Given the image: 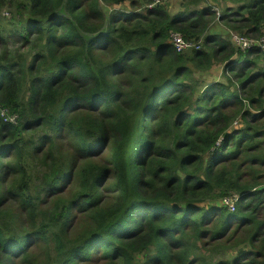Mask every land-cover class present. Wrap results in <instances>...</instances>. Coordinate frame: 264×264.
I'll return each mask as SVG.
<instances>
[{
  "label": "trees",
  "instance_id": "obj_1",
  "mask_svg": "<svg viewBox=\"0 0 264 264\" xmlns=\"http://www.w3.org/2000/svg\"><path fill=\"white\" fill-rule=\"evenodd\" d=\"M169 1L0 0V264H37L33 236L55 238L56 264H264V50L209 36V0ZM224 1L239 5L220 21L264 35V0ZM172 33L203 47L178 52ZM65 134L67 166L47 147ZM15 197L35 223L45 206L32 231L11 228Z\"/></svg>",
  "mask_w": 264,
  "mask_h": 264
},
{
  "label": "rangeland",
  "instance_id": "obj_2",
  "mask_svg": "<svg viewBox=\"0 0 264 264\" xmlns=\"http://www.w3.org/2000/svg\"><path fill=\"white\" fill-rule=\"evenodd\" d=\"M184 0H170L169 3H167L170 6V9L175 12V11H182L184 8L182 7ZM210 3H212L215 7L216 10V20H214L211 23L210 26V31L208 33L209 36H217L220 38H223L224 41L230 42L233 47L234 44L231 41V36L232 33H236L234 32L232 29L229 28V26L220 21L218 18L221 17V15L224 14V11L227 7H231L233 10L237 9V6L239 5V3L233 4V3H229L226 2L224 0H218L216 2H214L213 0H209ZM127 8L126 10H131L130 6H129V2L126 4ZM204 6V5H203ZM198 8H202V7H198ZM8 10L7 7L4 8V11ZM4 15H8V13H5ZM9 47L12 51V54L14 55H20L23 57H27L29 55V53H31V55L35 52V49L32 50L33 47H22L20 48L19 46H16L14 44H12V41H9ZM1 50H3V47L1 46ZM40 50V49H39ZM38 50V51H39ZM226 66L225 63H220V65L216 66L212 71H210L207 75V80L209 81H218V80H222V69H224ZM256 72H260L261 70H264V67H261L259 69H255ZM123 83L125 84V86L128 89H131L130 87V83L128 79H124ZM28 94L26 95L27 98ZM257 113V111L253 110L252 112ZM242 126L241 120H237L233 126L232 129H237L240 128ZM29 134V133H28ZM27 135V134H25ZM60 142H53L48 143L47 147L52 149V153L54 155V157L57 159V161L59 163H62V165L67 166L71 163V160L74 156L75 150L77 148V141L72 138L71 136H68L67 134H65V136L63 138L59 139ZM36 141H38V136L36 138ZM111 154V151L108 149L105 151L104 154V161L105 159L109 158ZM7 159H4V162H8L11 159V156L6 157ZM90 161L87 160H82L79 164V168L85 167ZM35 171L36 173L35 175V179L40 175L43 174V172H45L44 170H42L41 164L36 161L35 163ZM263 171L262 168H259V171ZM21 180L20 176H17L14 182V186H18L19 182ZM109 183H111V181H109ZM36 185L32 184V187H34ZM66 186H69V184L67 183ZM74 186V184H73ZM75 187V186H74ZM34 195H36V191L33 190L32 192ZM16 200L11 201L10 203H8L5 206V209H7L8 211L12 212L13 215V219L17 221V224H12L11 228L13 229V231L16 234H20L21 232H23L24 230L27 231H32L35 227H38L40 224V220L42 217H45L44 214H46V208L45 206L43 207V212L44 214L41 217V212H40V206L37 209V221L36 223L33 222L29 216V212L25 211V209H22L20 206V197H15ZM219 201H214L212 203H210V205H214V206H219ZM260 219H264V214L262 216L259 217ZM23 225V227L21 226L20 228L18 226H20V224ZM85 230V228L83 227L82 229H80L79 231L75 230V226L73 227V229L69 232V234L67 235V240H68V247L74 242L73 239L75 240L77 237H79L78 235L83 232ZM237 238H243L244 237V227L243 225L238 229L237 231V235H235ZM54 241L55 238L53 236H49V237H38V236H33V248L30 252L31 256L34 258V260L36 261L37 264H56L58 261H56L58 259V254L55 251V247H54ZM154 248H152V251ZM234 256V254L229 255V257ZM143 260H145L143 258V256L141 255L139 258H137V264H142ZM18 263H20V260H17ZM82 264H86L85 262H83ZM88 264H111L110 261L108 260H103V261H98L96 259H94V261L88 263Z\"/></svg>",
  "mask_w": 264,
  "mask_h": 264
},
{
  "label": "built area",
  "instance_id": "obj_3",
  "mask_svg": "<svg viewBox=\"0 0 264 264\" xmlns=\"http://www.w3.org/2000/svg\"><path fill=\"white\" fill-rule=\"evenodd\" d=\"M165 1L166 0H154V4L157 5ZM232 39L235 45L242 50H246L252 47H258V48L264 49V36L259 39H253V38L245 37L243 35L232 33ZM171 40L178 52H183L184 50H187V49H200L201 48V42L199 43L186 42L183 36L179 33H172ZM1 116L4 117V120L6 122H9L12 124L17 123V116L16 115L9 116L7 113V110L5 109L1 110ZM238 198L239 197L236 194L223 198L224 204L228 207V209L231 212L236 211V203L238 201Z\"/></svg>",
  "mask_w": 264,
  "mask_h": 264
},
{
  "label": "clouds",
  "instance_id": "obj_4",
  "mask_svg": "<svg viewBox=\"0 0 264 264\" xmlns=\"http://www.w3.org/2000/svg\"><path fill=\"white\" fill-rule=\"evenodd\" d=\"M214 13H216V10H215V8H214ZM219 19V18H218ZM235 34H239V33H235ZM239 35H242V34H239ZM243 36H245V35H243ZM264 36V35H263ZM262 36V37H263ZM245 37H247V36H245ZM261 37V38H262ZM248 38H250V37H248ZM253 39H259V38H253ZM231 41L233 42V44H234V46H236L235 45V43H234V41H233V39H232V36H231ZM171 42H172V40H171ZM172 44H173V42H172ZM174 45V44H173ZM202 47H203V42H202V40H201V48H200V50L202 49ZM237 47V46H236ZM238 48V47H237ZM252 48H258V47H252ZM240 49V48H239ZM251 48H249V49H246V50H242V49H240L241 51H243V52H245V51H247V50H250ZM261 49V48H260ZM262 50H264V49H262ZM223 139V138H222ZM222 139L220 140V143H221V141H222Z\"/></svg>",
  "mask_w": 264,
  "mask_h": 264
}]
</instances>
